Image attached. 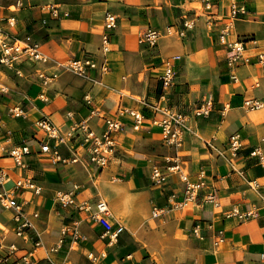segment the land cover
<instances>
[{
  "label": "crops",
  "instance_id": "crops-1",
  "mask_svg": "<svg viewBox=\"0 0 264 264\" xmlns=\"http://www.w3.org/2000/svg\"><path fill=\"white\" fill-rule=\"evenodd\" d=\"M239 1L245 11L233 19L229 0H214L208 10L197 0H25L20 6L13 0L0 5L1 12L16 16L11 31L19 36L31 33L55 61L91 53L102 62L105 15L117 16L105 55L108 70L91 69L86 80L31 59L18 63L22 75L0 65V83L6 86L0 91V165L9 175L8 187L19 177L31 178L40 187V193L14 189L28 214L38 212L35 222L43 246L34 256L39 264L47 257L70 264H264V165L249 154L255 147L264 153V106L249 109L244 104L249 98L264 101V66L256 61L264 46V0ZM48 2L66 14L52 16L44 8ZM190 17L195 24L185 36L166 33ZM148 27L162 32L154 46L138 42L139 33ZM235 39L243 40L249 62L229 67L227 43ZM172 56L175 79L163 90L159 75ZM41 69L59 75L44 81L37 77ZM209 96L210 113L193 116V108ZM12 104H22L26 115H9ZM120 107L140 110L143 125L135 129L128 116L119 114ZM164 107L190 115L178 148L167 145L152 124ZM95 108L99 115H91ZM107 115L120 119L123 127L113 135L114 152L100 167L88 161L83 133L72 125L88 118L90 128L100 134ZM42 117L63 136V141L48 139L50 143L57 144L61 155L77 152L78 161L53 163L50 153L40 151L38 142L46 136L36 121ZM234 133L243 143L236 155L229 148ZM23 142L32 152L18 166L9 150ZM175 153L192 179L205 173L206 185L194 202L153 217L152 208L167 206L170 193L179 199L183 195L177 174L163 186L150 176L153 165H163L165 156ZM211 190L218 205L204 200ZM57 191L71 192L73 202H59ZM102 199L114 227L123 226L115 239L92 218ZM219 236L222 241H217ZM0 242V264H11L33 247L29 233L15 234L12 210L1 205ZM10 243L18 249L4 262ZM58 243L57 251H49Z\"/></svg>",
  "mask_w": 264,
  "mask_h": 264
},
{
  "label": "built area",
  "instance_id": "built-area-1",
  "mask_svg": "<svg viewBox=\"0 0 264 264\" xmlns=\"http://www.w3.org/2000/svg\"><path fill=\"white\" fill-rule=\"evenodd\" d=\"M25 0H15L17 6L23 4ZM203 9H211L214 0H197ZM44 8L49 14L54 17H59L61 14H66L60 11L59 7L55 3H45ZM245 11V5L239 0H229V18L233 19L240 13ZM195 20L193 17L187 18L183 21L180 28L176 31L168 28L166 33H176L179 36H185L187 31L194 27ZM16 25V16L12 12L0 11V65L14 71L16 75H22V69L18 67V63L23 59H31L32 61L47 64L54 62L57 66L69 69L74 73L90 78V70L100 68L105 72L108 70V65L105 61V55L110 49V31L117 25V16L114 13L107 12L104 19L105 31L102 34L101 52L104 60L100 63L94 58L91 53H84L81 56H70L63 61L53 60L47 53H45L40 45V42L36 40L31 33H25L23 35H16L11 31ZM162 36V32L156 28L148 27L138 35L139 43H147L151 46L156 45L159 38ZM227 46L231 49V54L228 56L227 64L229 67H234L242 63H248L249 58L246 53V46L243 40L235 39L230 40ZM176 56L170 57L163 66V69L159 75L161 86L163 90H167L175 79V70L173 61ZM256 61L259 65L264 66V46L260 52L256 55ZM45 70L37 71V77L47 81L50 77H54V73L48 75L45 74ZM233 80H237L235 73H231ZM0 91H6L0 83ZM45 98V95L42 94ZM244 104L249 109H258L264 106V101L258 98H249L244 101ZM213 107V100L209 96L202 101L199 105L195 106L192 110L193 116L208 115ZM100 109L95 108L91 111V115H99ZM120 115H126L132 120L133 127L135 129L140 128L145 120V115L138 109L129 107H120L118 109ZM161 116L151 119L152 124L156 125L161 132L163 141L173 147H180L183 140L184 129L187 125L189 118L188 113L181 112L171 107H164L160 109ZM7 113L12 117H21L26 115V110L22 104H12L7 108ZM69 114V113H68ZM105 121V127L102 133H96L90 128L88 118L82 119L72 125L74 129H78L83 133V140L86 143L88 149V161L94 163L97 166L103 167L108 162V157L114 152L115 139L114 134L120 131L123 127L122 121L113 116H103ZM36 125L41 129L45 136V140L38 142L39 149L42 152L51 154V160L53 163L62 162H76L80 159L77 152H73V155L66 156L61 155L57 144H51L48 139H56L57 141H63V136L58 132L57 127L51 122L48 117L39 118L36 121ZM3 120L0 117V132L2 131ZM243 143L238 133L231 134L229 137V147L236 155L240 149H242ZM32 152L29 144L21 143L14 145L9 150V155L12 157L14 164L18 166L23 165V158L25 155ZM250 156L254 157L256 161L264 165V153L255 147L250 150ZM177 174L181 183H183V195L179 199L176 193H170L168 196L167 206L158 207L155 206L151 210L153 217H157L170 211L171 209L182 208L192 202H194L200 193L202 187L206 185L204 180L205 173L200 172L197 179H192L190 173L186 169V165L179 158L178 154H171L165 156L164 164H155L151 168L150 176L152 182L155 185L163 186L168 183L170 176ZM9 175L4 167L0 165V205L4 209L12 210V219L14 223V232L17 236H23L25 233H29L33 242L32 249L24 254H21L15 258L11 264H39L38 259L35 258L34 252L36 249L43 246L40 231L37 228L35 219L38 217V212L34 211L28 214L24 208L22 202H20L14 193L15 188H22L31 190L34 193H40V187L31 178L19 177L14 180L13 187H8L6 183L9 180ZM252 185L259 186L255 180L251 181ZM56 199L59 202L72 203L73 195L71 192L57 191ZM204 200L210 201L215 205H218L219 201L216 193L211 190L204 194ZM108 205L105 200H99L96 203V210L92 215V218L97 221L104 229V234L109 235L110 239H115L118 234L123 230L122 225L115 226L109 219ZM198 226L194 227V232L197 233ZM67 229H63V232ZM73 235L77 237L78 233L73 230ZM223 237L219 236L217 241H222ZM0 247H3L0 242ZM60 247V243L49 248V251H57ZM18 247L14 243L8 245V254L2 256V260L7 262L9 255L14 254ZM264 260V253L260 254ZM45 264H70L67 260L56 261L49 257L46 258Z\"/></svg>",
  "mask_w": 264,
  "mask_h": 264
},
{
  "label": "rangeland",
  "instance_id": "rangeland-1",
  "mask_svg": "<svg viewBox=\"0 0 264 264\" xmlns=\"http://www.w3.org/2000/svg\"><path fill=\"white\" fill-rule=\"evenodd\" d=\"M12 2H13V0H0V5H1V4L4 5V4H6V3L9 4V3H12ZM63 60H64V59H63ZM51 64H52V66L55 65V68H57V69L59 68V69H61L62 71L64 70V71H67V72H71V73H73L75 76H78V77H81V78H85V80L88 79V77H84V76L78 75V74L74 73L73 71H71V70H69V69H65V68L62 69V67L57 66L54 62H52ZM55 68H54V69H55ZM162 69H163V68H162ZM55 72H56V73H55ZM52 73L55 74L54 78L57 77V76L59 75L58 71H56V70H52ZM40 79H41V78H40ZM42 80H43V79H42ZM47 81H50V79H47ZM90 82H92V81H90ZM229 148H230V147H229ZM230 150H231V149H230Z\"/></svg>",
  "mask_w": 264,
  "mask_h": 264
},
{
  "label": "bare ground",
  "instance_id": "bare-ground-1",
  "mask_svg": "<svg viewBox=\"0 0 264 264\" xmlns=\"http://www.w3.org/2000/svg\"><path fill=\"white\" fill-rule=\"evenodd\" d=\"M2 87H4V89H6V86L2 84ZM152 251V250H151ZM154 252V251H153Z\"/></svg>",
  "mask_w": 264,
  "mask_h": 264
}]
</instances>
